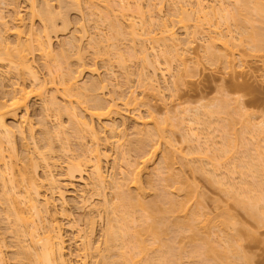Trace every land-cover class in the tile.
Masks as SVG:
<instances>
[{"label":"bare ground","instance_id":"obj_1","mask_svg":"<svg viewBox=\"0 0 264 264\" xmlns=\"http://www.w3.org/2000/svg\"><path fill=\"white\" fill-rule=\"evenodd\" d=\"M49 1L25 0L29 9L28 18H30L26 30L23 29L25 25L24 23H22L23 19L21 18L18 12L13 13L8 21L4 20V17L0 16V64L3 62L5 64L4 67H6V69L8 70V73H10L12 77H16L17 79V81L16 79L11 82L9 81L11 84L8 83L9 86L8 89L6 90L8 91V93L5 91L4 93L6 94L4 95L2 94L3 96H1L0 98V167H1L0 205L4 204L5 209H3L1 206L0 207L4 210L6 219L8 218L9 220L10 217L11 218L13 217L14 228L12 225L11 229L15 230L14 231L15 235L13 231H10V228L8 231L13 233L14 238L17 236V239L16 238L14 239V242H17V244L15 243L16 244L15 246L16 247L18 246V248H16L15 251L17 252V249L19 250L16 253V255L14 253V255L16 256L15 258L17 259V260L15 259L16 263L17 264H66L65 245L63 239L64 237L61 230L62 227L57 221V216H61L64 219L67 218V214L65 211V201H64L65 193L68 192L70 189H74V183L79 182L80 183L79 192L81 193L80 202L83 201L85 202V200H87L85 199L87 197H84L83 194H86L84 192H87L88 189H91V192L96 191V193L100 192L99 194H101V191H103V189H105L107 185H110L108 187L113 190L114 192L113 196L115 197V201H111L112 199L107 198L104 192H102L100 205L99 203L97 205V207L98 206L100 207V208L98 207L100 211H97L98 209H96L95 207L96 212L101 213L102 211L105 214V218L107 219V221H105L106 223L105 228L103 229V231L101 230L102 232L100 231L101 233L100 235H98L102 238V242L104 246L102 251H99L100 245L98 242L94 241L95 239H93L94 237L93 235L95 231L94 216L89 215V217L86 218L87 220L85 222L86 229L84 230L83 233L79 234L78 232H80V230L77 232V235L79 234L77 237L79 238V243H80L79 247L81 248L79 250H81V252L84 253L83 263H85V260L89 255L91 256L96 254V256L98 255L101 262L104 264H236L234 260L229 261L227 256V253L230 252V250L233 252L235 250V248H232L233 246H231L232 240L230 239H232V236L228 233L229 232L228 227H230V225L233 223L232 222L233 220L231 221L232 218L228 217L229 214H224L222 219H220L222 217L220 216L219 220L217 218L216 220L213 218L214 219L213 220L211 219L210 215L208 214L206 215V213L199 211L197 208L195 210L191 209L190 202H193L194 204V202L198 198V197L196 198L197 196V190L195 189L196 186L194 187L193 185H191V183L187 182L186 180L181 181L180 179L183 178H180L181 177L180 175H179L180 177L176 176V178L178 179L176 181L175 175H177V173L172 172V167H171L172 161L170 160L168 161V159L171 158L170 157L171 155L173 157L175 153H177L178 155L177 157H180L179 155H181L180 152L182 150L175 149V146H173L172 143L171 146L169 142L165 143V145L169 148L165 147L167 149H165L164 152H162L164 155L163 154H162L163 156L161 155L163 157L162 158L163 160L160 158L161 159L160 161L163 164L159 163V166L157 167L159 168L163 165L162 168L164 170L166 169L167 172H170V173H166V170L164 171L165 174H163V176L166 175L165 179L170 177L169 178L170 180L171 177L173 176L170 174L172 173L175 174L174 177H172L171 182L168 179L167 180L169 182L165 181V179H163V176H160L162 175L161 174L162 171L160 170V168L159 170L161 172L158 170L160 174L158 173V171L155 172L156 174L154 173L156 169L151 170V173H154L153 175L156 176V181L157 179L160 180L159 178L161 177L162 178L161 180H164L166 185L168 183L169 184L171 183V185L168 184L171 188L168 185L166 188V185H164L166 191L164 190L165 192L163 191L164 192L163 194L161 190H159L160 192L158 191L159 188L157 189L156 188L157 186L156 187L154 186L157 189L154 191L156 192L158 191L157 194L154 192L155 199H152V202L144 201L143 197L145 198L144 193L146 192H144L143 190L144 188L143 186H141L142 181L140 180V176L143 173H146L145 169L147 168V165L149 164V162H151V160H153L152 159L153 155H155V152L158 150L159 147L158 144H160L158 142H160L161 140L166 141L167 135L165 136V134L166 132H169V130L165 131L166 129H168L167 127L169 126L168 121L166 119H165L166 123L165 122L163 123V121L161 123L154 121L152 114H150L151 113L150 110H149L150 113H148V117H147L149 121H146L140 117V114L138 112L137 113L138 116L136 115L138 119L135 116V118L138 121L134 118L137 121V124L135 125L137 127L134 126L135 131L133 130L134 133L136 134L135 137L137 138L135 137L131 138L133 140L136 139L134 140L135 142L131 140L133 141V144L132 142H130L131 146H128L130 145V143H128L129 137L127 138L126 136L125 133L126 130L124 131V128L122 127L118 128L117 127L118 125L115 126V122L109 123L108 121L109 124L107 123L102 126L101 128L102 131L98 129L96 130L92 121L94 120V118H96V120L99 121L101 118H105V117L109 118L110 114L114 115L113 113L119 112V111L117 112L118 109L115 108L116 103H114V99L110 98L111 99L110 100L108 97L109 101H111L108 103L107 102L108 100L105 101L106 99L104 100L103 97L99 96L100 92L97 93L98 91H103V88L107 87L106 81L110 83L109 82L110 79H108V76H104V79L102 80L101 78L103 77L98 78L97 76L96 79L92 78L95 75L93 74L95 73L94 72L95 69L93 67V69L91 68V71L89 69L90 71L89 73L93 74V76L89 74L90 77L88 79L90 78L91 79L89 81L85 80L84 83L81 84L80 81L83 82V80L82 79L79 80V78H81L80 76H82L81 71H84L83 69L84 65L83 66L82 64H80L81 66L78 65L77 67H79V69L76 70L77 67L76 68L70 67V65L67 62H65L67 55L69 57L72 54L71 49L74 48V50H76L77 48L78 50L80 48L79 44L81 43L79 41L80 39H83V31H85L82 28L79 30L80 32L78 31L79 33H81V34L78 33L77 35L78 37H76L74 33H72L74 36L72 35L70 37L69 35L70 37L69 39L67 37L66 41L63 40L62 44L59 43L60 47L58 46V48H61L62 46L64 47L68 46V48L65 49L66 50L68 49L71 52L68 50L66 51L62 47L63 50L62 49L61 50L64 52H61L57 48V50L61 52L60 54H58L59 56L56 55L57 53H53L54 52L52 49L53 44L51 43L50 34L54 33V31L57 30V27L55 26L56 18L61 19L63 21V22L61 21L63 28H67V20L65 21L66 18L64 15L65 11L64 12L58 11V13L57 12L54 13V10L53 11L51 10L50 7L51 5L49 6L48 4ZM56 1L58 5L62 6V8H60L61 10H64L65 8L69 9L74 7V9L77 11H80V9H82L81 4L84 2L86 4L84 6L85 9H87L88 12L91 15L95 16L96 19H98L100 22L102 23L104 22L107 25L108 30H110L109 35L112 33V36L110 35L109 38L107 37L106 38L107 40L110 39L111 42L105 43V41L107 42V40L104 35V37L103 36L102 37L105 39L101 38V41L105 40L104 42L99 41L100 39L97 40L98 38L97 39L94 38V40L91 38V40L90 39L88 40V44L94 41L93 43L95 44L93 45L95 46V48L94 46H92L94 54L104 53L107 55V53L110 51L111 53L108 55L112 54L111 58L112 57L115 58V61L117 62L118 66H120L121 68L125 67L126 64L125 60L127 57H125L123 53L120 51V49L117 48L116 43L119 40L128 41L129 39V41L131 42L130 43L131 46L127 47L128 49L126 48L128 50V51L126 50L128 56L127 59L129 58L131 59L132 57L135 56L137 59V57L139 56L138 59L141 60L142 67L139 70V72H137L138 73L137 75L139 76V80L142 81L141 83H143L144 80V83L146 84L144 85L143 83V86L144 87L148 86L147 87L148 89L153 88L154 90V88L156 87V86L154 87L153 82L156 80L154 77H156L155 74L157 75L156 72L158 71L157 67H159V65L155 63V60L157 61L156 58L154 61H152L154 57L155 56L159 57L161 55L160 53L164 52L165 54L163 53V55H167V53L168 55L170 54L171 58H169L168 55L166 56L169 58L170 61L174 60V58H176L177 60H181L182 55H184V53L179 54L178 56L177 52L180 51V46H183L181 47V49H184V47L190 41L188 39L189 37L187 38L185 37L186 39L184 38L183 39L186 40V42L185 41L182 42L181 40L183 39H179L176 36L173 30L175 24L179 25L182 29L184 28V32L187 30L188 27L190 28L191 25L194 27V29H192L191 31L194 30V32H196L195 30L197 29L198 32L199 29L198 32L199 34L202 31H206V30L211 32L209 33L206 31L211 35L208 34L207 35L208 37L206 36L207 38L203 37L207 39V42L205 43L202 42L204 44L201 43L202 44L201 46L204 45L202 47L205 50L204 53H207L209 55L208 59L212 58L211 59L212 61L218 59V56L220 58V55H222L220 61L223 62L224 65L225 63L228 62L229 63L227 65L230 64V61L228 60L229 58L231 60V63L234 60L233 56L232 58L231 56L230 57L228 56L229 54H232L229 53L232 48L229 47L228 44L231 40L232 41L236 40L233 33H231L232 31H230L231 28L228 27L229 22L230 23L232 22L234 26H236L237 34L235 36L239 40L237 41V45L235 43H232L231 41V43L233 44L232 47L239 46L241 42L244 43L245 41L246 43L248 42L249 46L252 47L251 50L253 49L254 51L264 50V0H234L233 1L234 3L233 2L230 3L231 1L229 2L228 0H212V2H209L210 0L208 1L195 0V2L193 1L189 2L190 0H176V1L172 0L174 1L173 3L170 0L168 1L163 0L165 3L170 1L169 2L170 4L167 3L168 7H171L169 6L171 4L173 6L172 7L173 10L172 9L170 10L172 12H168V14L170 15L168 14L166 15L169 18L163 17L162 14L163 10L161 8H163L165 3L164 4L162 3L163 6L160 3L161 4L160 7L158 9H155L154 6L155 3L153 5V3L151 2L154 8H152L150 3L151 7L150 6L149 7L152 9L146 8L147 11L144 12V8L142 10L143 6L142 5H141L142 7L140 6L141 0H101V2H99L100 0L98 1L83 0L82 2L81 0H69V2L67 0H66L67 2L65 0H56ZM250 5L251 7H249ZM186 6L191 8H186ZM250 11L251 13L255 12V15L259 16L258 17L259 19L257 18L258 20L257 23L255 21L256 18L254 19L253 17H251ZM34 17L35 18L38 17V20L42 22V24L44 23L43 28L40 30L41 33L40 31H38L39 33L37 32L36 34L33 30L32 19ZM123 20H125V22ZM190 21L191 22L193 21L191 25H190L191 23ZM252 22L254 24H258L261 22L262 24L261 26H258L252 24ZM222 23L225 24L223 25L225 26V28L224 27L222 28L221 26ZM203 25L204 27H202ZM230 26H232L233 28V25L230 24ZM187 31L185 32V36H188L189 32ZM198 33H196V35L195 33L193 34L197 36ZM203 34L205 33L202 32L200 35L203 36ZM9 36L11 37V39L9 38L10 40L7 38ZM111 38H113L114 42ZM144 40L145 42L146 40L148 41L147 44H149V48H147L148 47L147 44H146L147 47H145V45L143 44ZM215 40H218V43L221 41L220 42L222 45L221 48L219 46L217 48V45H215L217 44V41ZM135 41H138L139 44L138 50H136L138 54H136V52L134 51L135 50L134 47L136 46V44H134ZM168 41L170 42L169 44ZM191 41H193V39H191ZM178 42L180 45L177 44ZM175 43L177 44V46ZM170 44H171V49L169 47ZM132 45L135 46L132 47ZM157 47L159 50L157 49ZM160 47L162 48L163 52L160 51L161 49ZM175 47H177L178 50L177 52L173 53V50L176 51ZM154 48L157 51H155ZM215 48L218 49V53L221 52V50L225 49V51L228 52V55L223 54V53L227 54V52L225 51L222 52L221 54L219 53L218 55L217 51H214ZM226 49H229L230 51ZM57 50L56 52H58ZM77 50L74 51L76 55H78ZM101 50L104 51L101 52ZM211 50L213 52H216L214 54L218 56L217 57L214 56ZM156 52H159V54L156 55ZM181 52H184V50L183 51L181 50L179 53ZM34 53L35 54L37 53V56L39 55L40 58L43 59L44 61L42 65H44V68L46 67L45 70H47L46 71L48 73L47 75L50 77L49 83L51 84L50 86L52 89L51 90L52 93L50 92V94H45L46 90L44 86L40 84L38 74L36 70H34V66H33ZM150 54L152 55V57L154 55L153 59L150 58L151 56ZM211 55L214 57H212ZM60 57H62V59H60ZM54 58L55 59L57 58L59 64L58 62H56L57 60H55ZM76 59L78 60L79 58L76 57ZM222 60H226V61L224 62ZM51 62H53L54 64L56 62L55 64L56 73L54 72V70L51 69V66H49ZM61 62L64 64L61 65ZM180 65H182V67L183 66L186 67V65L184 64V62H182V60L179 61V66ZM227 65L225 66L228 67ZM237 66H241V64ZM147 67L151 68V70L149 69L151 73H149L150 71L148 70L149 72L147 73L150 74L149 75L150 77L147 76L145 78L144 69H146ZM182 67L181 70L184 68ZM51 70L57 76H55ZM168 71L169 69L166 70V72L169 74L170 71L169 72ZM52 74L55 76V78L56 77L58 78L57 85H59V87L55 85L56 83L54 82L55 78L53 77ZM109 74L111 75V73ZM175 74L177 73H174V76ZM152 76L153 78H151ZM178 76H180L179 73L176 75L175 77L176 80L174 82L180 81L179 78L181 76L180 77ZM1 77L5 78V76H1ZM28 78L31 79L32 81L31 83H34L32 85L35 86L25 85V81ZM18 80H20V83L18 82ZM0 81L3 82L1 78ZM102 82H105V85ZM132 94L133 91L130 92V96ZM44 95L45 96L48 95V97H44ZM32 96L34 98L36 96L39 99L43 98L42 100H44V103L46 104L45 105L42 101V103L44 104L43 110L44 108L47 109L48 106L49 110L50 108L53 111L55 110L54 112L57 114L56 116L61 114H67L66 116L68 117L67 120H69L68 123L70 126L69 125L67 126L69 127L67 128L68 130L65 129L66 131H63L66 132V135L65 133H62V129L66 127H62L61 123L60 125H58L59 123L56 124L57 129L55 131L52 129L51 131L53 132L51 131L49 132L50 129L46 130L47 127H46V119H45L47 117L46 111L48 112L49 110L48 109L44 110L45 113L43 112L44 114L43 116H45V118L41 120L45 122L44 124L41 125L42 126L45 125V128L42 127L40 124L38 125L42 129L40 130V135L42 134L40 136L41 140L43 139V141L45 140L44 142H46L43 143L41 146V148L44 147L43 148L44 150L41 149L42 151L41 153L40 151L37 150L38 148L34 147V149L31 150L30 152V149L24 147L25 149L29 150L24 153L23 156L24 161L26 159L25 154L27 152H30L27 153L28 157L33 154L32 151L35 152L34 153L35 156L33 155V157L31 156L29 158L27 157L26 161L28 164H26V161L24 162L21 160V163H19L20 166L17 167L18 166L17 165L15 167L14 164H16L15 162H17L18 158H16L17 157L15 155L16 151L14 150L15 144L13 140L14 139L13 138L14 134L12 131L13 129L11 128L12 129L11 130L10 127L9 128L7 127V125L5 124V119L8 118L17 121L16 118L20 115L21 118L20 122L15 125L16 128L15 126L13 127L16 130L15 133L16 132L18 133L22 146H27V143L25 141L26 138L25 129L27 128L26 131L31 139H33V134H34L33 125L28 121V116H27L28 100H30L29 98H31ZM130 96H128V98L126 99L124 103L125 105L131 102L130 99L131 97L132 100H135V97L133 95L131 97ZM237 99L238 98H236L234 103H236L239 100ZM222 102L214 103L215 106H213V108L211 107L204 108V110L206 109L205 111L197 110L195 108L196 110H194V113H191L193 112L191 111L193 109H191L190 110L191 112H189L188 108H183L181 109L180 114L179 113L177 114V116L180 115L178 116L179 120L177 119L178 120L177 122H179L180 127L183 126L182 123L186 121L185 122L186 124L184 123L186 127H183L186 129L184 130V139H185L184 141L190 142L189 144L187 142L188 144L187 149L188 148L190 149H188L185 154L183 153L182 154L183 156L181 155V157L186 158L189 155H191L190 154L191 152H193V154L194 152L195 153L197 152V154H199L200 156L197 157L199 162L202 159L203 163L207 161V163L210 162L211 164H214L215 162L214 159L217 160V158L220 159L225 158V160L229 161L230 168L234 172H237L239 174L241 184L236 186L234 183L232 184L230 183L229 185H227L226 183H222L226 186L225 188V186L223 185L225 191H227L229 195L232 196L235 195L234 197L232 196L231 197L236 198L235 202H237V205L246 209L251 217L258 219L259 222L260 221L264 222V163H262L264 162V160H262L264 159V154H262L264 153V149L262 150L259 149L262 152L261 153L257 148L258 146L257 147L251 146V149L253 148L252 150L255 151L252 152V154L253 153L255 154V157L249 156L251 155V151H252V150L250 151V148L247 150L249 151V155L246 152L247 159L245 158L242 159V157L241 158L235 157L237 154L235 150L237 148L236 147L237 140L247 145L248 142L246 140L248 139L254 140V136L255 137L257 136L256 137L257 140L264 141V117L259 119V121L257 122V126H254L255 124L252 123L250 120L252 113L247 112L243 108V106H240L241 102L238 106L235 107V109L238 110L235 109L234 111L232 110L233 111L232 114H230L231 112L230 109L227 108L230 107L227 101L225 103ZM226 103L228 104V106ZM83 104H85L86 106H82ZM213 109L215 112L213 111ZM234 112L235 113L238 112V115L245 116V118H247L246 121L248 123L245 125L242 124V121L240 119L241 116H239L241 122L238 120V117L235 120L234 118H236L235 117L236 115L234 114ZM214 113H216L217 115H214ZM200 115L203 118H205V120L200 118L201 117ZM207 115L210 118L211 116L212 117L217 116V118L219 119L218 120L219 122L216 120L217 118L215 119L216 122H218L217 124L215 123L216 124L215 126L218 128V130L217 128L216 130L218 132H221L222 135L225 137V139L224 137L223 138L221 137L222 138L221 146H217L216 145L217 143H215L216 141L212 139L209 133H206L207 130L209 129L208 126L206 127V124L207 121L210 119L209 117H208L209 119H207ZM174 119L176 120V118ZM237 120L239 123H241V125L237 122ZM230 121H232L234 124L240 125L239 132L236 131L237 129H234L233 131V127H231L234 134L233 136H231L232 138H230L232 132H229V134L230 133L231 134L228 135V131L231 129L230 125L231 126L234 125ZM149 122H152V124L149 125ZM122 123L123 121L121 122V126L124 124ZM193 124H195L196 127H198L199 125H203L201 126L202 127L201 130L198 127L199 132L203 130L202 131L203 133L197 132V128H195ZM170 126L172 125L170 124ZM226 129H228V131ZM204 130H206L205 135H204ZM235 131L238 133H236ZM48 132L56 134V135L51 134V137L54 135L52 138L55 139L64 138L63 139L65 142L64 145H61L63 144L62 139L59 140V142L62 141L60 145L64 147V148L59 147V150L64 151L69 149L71 145L69 146L68 143L71 142V139L72 140L75 139L73 141L77 143L76 144L74 142V144L76 145V149L74 150L78 152L75 151L76 152L75 154V152L73 151V154L71 153L72 156L69 155L68 156L69 158H66L65 161L63 160L62 162L64 163L61 162L63 167L57 165L58 164L56 159L57 157H55V161H53L54 158L51 159L49 155L50 151L52 152V153L50 152L51 154L54 153L53 152L54 146L52 145L53 140L52 138L50 140V134ZM60 133L62 134V136ZM201 134L203 135V137H201L202 136ZM64 136H66V138ZM86 137H88L87 138L88 142H90L88 144L90 145V147L86 146L87 148L82 146L84 145L82 144L84 142L80 143ZM111 139H114V141L116 142L115 146L118 149L119 158L124 165L123 168L120 167V169H115L116 174H114L111 177V179L107 181L106 176L103 172L102 162L105 161V158L107 157L104 150V148H106L105 145H107L109 143V140ZM67 141L68 143H66ZM125 143H128L127 144L128 149L130 147V149L134 150L135 153L137 154V156L136 154L134 155V157L136 156V159L134 158L133 161H129L125 157L126 156L125 150H123ZM193 144L196 145L195 146L196 149L191 148L194 147ZM75 145L73 146L75 147ZM131 147H133V149ZM146 148H148V150ZM168 149L170 152L166 151ZM45 151L46 153H44ZM67 151L64 152L66 153ZM187 152L189 153L187 154ZM206 153L207 155L208 153H210L211 156L209 155L207 157H204L206 155L201 156V154H206ZM173 158H176L175 155ZM173 158H171V160H173ZM204 158L206 161H203ZM22 163L24 166L21 165ZM199 164H201V162ZM169 165L171 167L170 168L171 170H169ZM13 166L14 168H16L15 170H13ZM58 166L59 168H61L60 170ZM38 167L41 169L43 168L42 179L38 177L37 174ZM56 168H58L57 170L58 173L55 172L54 174L53 169L55 170ZM195 168L197 169L199 168V166ZM157 174L159 175L157 176ZM212 175H216V174L214 173ZM211 177L213 178V176ZM128 185L131 186L134 192L127 191L129 190ZM168 187L172 190L170 193H168L169 191L167 192V189H169ZM228 190H230V192H228ZM92 193L89 192L88 197L90 194L92 195ZM173 193L177 195V198L174 196ZM179 194H181L180 198L178 196ZM55 201H58L60 204L59 211L55 209ZM128 208L136 210L138 213L135 214L136 211H133L132 214H129ZM201 213H203V216L205 215L204 221L203 219L200 220L201 219L200 217L202 216ZM215 223L219 228L215 225ZM211 225L213 226L215 225L214 227L218 228L219 231L221 230L220 232L227 234L225 236L222 235L225 237V238L223 237L224 239H222L223 244L221 243V245H218L219 242H217L216 239H214L215 236H211L212 234L215 235V233L210 232L212 230H209V227ZM182 234L183 236H181ZM180 238L181 239L187 238L186 240L188 241L191 240V242L197 241L198 243L199 242L200 243L198 245L196 243H192L188 248H185L181 245L184 243V240H182L183 243L180 244L178 243V242H182L180 241L181 240ZM184 255L186 258H189V261L187 263L182 262V258H184ZM201 256H203L204 258L208 257L210 262L205 260L195 261V259H197L198 257L201 258ZM29 259L32 260L30 261ZM0 264H5L4 256L2 257L1 255V250H0Z\"/></svg>","mask_w":264,"mask_h":264},{"label":"rangeland","instance_id":"obj_2","mask_svg":"<svg viewBox=\"0 0 264 264\" xmlns=\"http://www.w3.org/2000/svg\"><path fill=\"white\" fill-rule=\"evenodd\" d=\"M67 1L69 2V0H67ZM82 1L83 0H81V2ZM160 1L161 0H141L140 6L142 5L143 6V7L141 6L142 10L144 8V12H146L148 8L149 9L154 8L153 7L154 3H155V5H154L155 9H158L162 3L163 4L165 3L163 0L161 2ZM165 1H168V0H165ZM170 1H172V0H170ZM191 1L195 2V0H190L189 2H191ZM206 1H208V0H206ZM228 1L229 2L231 1L230 3H232L234 0H228ZM99 2H101V0ZM151 2L153 3V5ZM169 2H166L164 4V6L162 4L163 8H161V9L163 10L162 11L163 17H168V16H166L168 14V12H172L170 10L172 9L173 6L171 4V5H169L171 7H168V4H170ZM173 2L174 1H172V3ZM209 2H212V0H210ZM83 3L82 4L80 3L82 5V7H81L82 9H80V11H77L74 9V7L69 8V9L65 8L67 10H65L63 8L64 10H61L60 8H62V6L58 5L56 0H50L49 1L48 4H49V6L51 5L50 6L51 10L52 11L54 10V13H56V12L58 13V11H60V12L65 11V14H64L66 17L65 21L67 20V28H63V26H62L63 21L61 19L56 18L55 26L57 27V30H56L57 32L54 31V33L50 34V37H51V43L53 44L52 45L53 46L52 49L54 51L53 53H57L56 55H58L61 52H64V51H62L63 49L68 48V46L64 47L62 45L61 46L63 47V49H62V47L58 48V46L60 47L59 43L62 44L63 40L66 41L67 37L69 39L73 35L72 33H74V35L76 37H78L77 35L80 32L79 30L81 28L83 30H85V31H83V39H80V41H79L81 43V44H79L80 48L78 47L80 50L79 49L77 50V48H76L77 54L79 56L76 55V53L74 52L76 50H74V48H73V49H71L72 54L70 55L68 53L70 56L68 57V55H67L65 62H67L70 65V67H73V68H76L80 64H82V66L84 65V68H83L84 71H81L82 76H80L81 78H79V80L80 79L83 80V82L80 81L81 84L84 83L85 80L89 81L91 79V78L90 79H88V78L90 77L89 72L91 71V68L93 69V67L95 69V71H94L95 73H93V74H95V75L98 74V75H96V76L94 75V77H92V78L96 79L97 76H98V78L103 77V78H101V80H102V79H104V76H108V79H110L109 80L110 83H108V81H106L107 87L103 88V91L97 90L98 91L97 93L100 92L99 96L103 97L104 100L106 99L105 101L108 100L107 101L108 103L111 102V101H109L110 98L114 99V103H116L115 108L118 109L117 112L118 111L119 112L113 113L114 115L110 114L109 118H106V117H105L106 119L101 118L99 120L100 122L97 121L96 118H94V120H92V121H93V124H94V127L96 128V130L97 129L101 130L102 126L107 124L108 121H109V123L115 122V126L118 125L117 126L118 128L122 127V128H124V131L126 130V132H125L126 136H127V138L129 137V139H130V140L128 139V141H129L128 143L132 142V144H133V141L136 139L133 140L131 138H134L136 135L134 133V131H135L134 126L137 124V121H138L137 120L138 119L137 118L138 112L140 114V117L143 118V120L149 121L147 117H148V113H150V111H151L150 114H152L154 121H157L160 123L163 121V123L164 122L166 123V120H167L168 124H169V126L167 125L168 129L165 130V131L169 130V132H166V134H165V136L167 135L166 141L161 140V139H160L161 141L159 140L160 142H158V143H160V144H158V146H159L158 150H157L158 152L157 151L155 152V155H153V158H152L153 160H151V162H149V164L147 165V168H146L147 170L145 169L146 173H143L144 172L143 171L142 172L143 174L140 176V180L142 181L141 186H143V188H144L143 190H144V192H146V193H144L145 198L143 197L145 202H149V201L152 202V199H155L154 198V192L156 194L158 193L159 190H161V192H163L165 190L164 185H166L165 181H168L170 178L169 177V178L165 179L166 175L163 176V174H165L164 171L166 170V169L164 170L162 168L163 165L161 167H159L162 172L159 170V168H157L159 166V163L163 164L160 161L163 158L162 156L164 155L162 152H164L165 149L169 148L165 145V143L169 142L170 146L172 143L173 146H175V149H181L182 150L181 151L182 153L180 152L181 155L183 153L185 154L186 151L188 149H190V148L187 149V146L190 142L187 141L188 142V144H187V142L184 141L185 140L184 139V130H186V129L183 127H186L184 125V123L186 121L184 123H182L183 126H181V127L179 126V122H177L179 120L178 116H180V115L177 116V114L178 113L180 114L181 109L188 108L189 112L193 111L191 113H194V110H196V109L203 111L204 108H209V107L213 108V106H215L214 103H216V102L219 103V102L223 101L225 103L227 101V103L230 106L227 108H229L231 112L229 110L228 111L230 112V114H232L235 107L238 106L241 102L240 106H243V108L247 112L252 113L250 120L252 123L255 124L254 126H257V122L259 121V119L264 117V50H262V51H257V50L254 51V49L251 50L252 47L249 46L248 42L246 43L245 41H244V43L243 42H241V44L239 43L240 44V45L238 44L239 46H236L237 41H239V40L235 36L237 34L236 33L237 29H236V26H234V24L232 22L231 23L229 22L228 27L231 28L230 31H232L231 33H233L234 37L236 38V40L234 39L235 41L231 40L232 43L236 44V45L234 44L236 47L233 46L234 47L233 48L232 47L233 44L231 43V41L229 42L228 46L232 48L231 51L229 49H226V50L230 51L229 53H232L229 55H228V52L225 51V49L224 50L219 49V50H221V52H219L220 54L225 51V52H227V54L223 53L224 55H228L229 57L231 56V58L233 56V59H234L232 62L233 65L231 63L230 58L229 57H228L229 59L227 58L230 61L229 65L232 67L227 65L229 62L225 63V65L228 66V67H226L223 64V62L220 61V58L222 57V55H220V58H219V56H218L219 53H218L217 48H218V46L221 48V46H222L220 43L221 41L218 43V40H215V41H217V44H215V45H217V48H215L216 50L214 49V51H217L218 59L212 61L211 60L212 58L208 59L209 55L207 53H204L205 50L202 48L204 45L203 46H201V45L204 44L205 42H207V39H205V38H207L208 37L207 35L211 32L206 30L207 32H209V33H207L206 31H202L200 29L202 32L205 33L202 36V35H200L202 32L200 34L198 33L199 29H198V32H197V29L195 30L196 32H194V30L191 31L192 29H194V27L191 25L193 21L192 22L190 21L191 23L190 22L189 23L191 26H190V28L189 27L187 28L188 31L186 30L189 33H188V36H185L186 31L184 32V28L182 29L179 25L175 24L173 27V30H174V33L176 34V36L179 39H183V38L186 39L187 37H189L188 39L190 40L189 41L190 44L188 43L190 45V47L187 44L185 46L186 48L184 47V49H181V47H183V46H180V51L184 50V52H181V53H179L180 51L177 52V50H178L177 47H175L176 51L173 50V53L177 52L178 56H179V54L184 53V55H182L181 60H182V62H184L186 67L183 66L184 67L183 68L182 65H180L183 68L181 70V67L179 66V61H181V60H177L176 58H174V60L170 61L169 60V58H171L170 54L168 55V53H167L169 58L166 57L167 55H163L164 52H163L161 47H160L161 48L160 51H162L163 53H160L161 55L159 57H157V56L154 57V55H153V57H154V59H153V57L151 55L152 53L150 52L151 53L150 58L153 59L152 61H154L156 58L157 61L155 60V63H157L159 65V67H157L158 68L157 69L158 71L156 72L157 75L155 74L156 77H154L156 80L153 82L154 87L155 86L156 87L153 90V88L151 86L150 87L152 89H148L147 88L148 86L147 87L143 86L144 80H143V83H141L142 81L139 80V76L137 75L138 74L137 72H139V70L142 67V65H141L142 62L140 59H138L139 56L137 57V59H136V56L132 57L133 59L132 58L127 59L128 56H127L126 50L128 49L127 47L131 46L130 45L131 42L129 41V39H128V41L119 40L118 41L119 43L118 42L116 43L117 48L120 49V51L123 53V55L125 57H127L125 60V62H126L125 67H123L124 69L121 68L120 66H118L117 62L115 61V58H113V57L111 58L112 54L108 55L111 53L110 51L109 52L107 51L108 56L104 53L94 54V51L92 49L93 48L92 46H94L93 44H95V43H93L94 38H96V39L98 38L97 40L100 39L99 41H101V38H103L104 35H105V38L106 37L109 38L110 35L112 36V33L109 35L110 30H108L107 25L104 22L103 23L100 22L98 19H96L95 16L91 15L88 12V10L85 9V7H84L86 4L85 3L83 4ZM150 3H151L152 8H150L151 7ZM187 6H189V5H187ZM187 6H186V8H191V7H187ZM190 6H193V5H190ZM249 7H251V5ZM154 11H157V10H154ZM15 12H18L19 15L21 16V18L23 19L22 23H24V25H25L24 26L25 28L23 27V29L26 30V28L29 24L28 21H30L29 20L30 18H28L29 17V14H28L29 9H28V5L25 2V0H0V16L4 17V20L8 21L10 16ZM253 13H251V11H250L251 17H253L254 19L256 18L255 21L257 23L258 22L257 18L259 16L255 15V12H253ZM252 14H253V16H252ZM168 15H170V14H168ZM125 18H123V19H125ZM123 21L125 22V20H123ZM32 23H33V30L36 34L44 26L43 25L44 23L42 24V22H40L38 20V17H36V18L34 17L32 19ZM230 24L233 25V28H232V26H230ZM252 24H254V23L252 22ZM261 24L262 23L260 22L258 24H254V25L261 26ZM223 25H225V24L222 23V25H221L222 28L223 27L225 28V26H223ZM191 27H193V28H191ZM202 27H204V25ZM203 30H205V29H203ZM233 31H235V32H233ZM96 32H98V33H96ZM190 32L195 33V35H196V33H198V34H197V36H195L193 33H190ZM40 33H41V31H40ZM95 33L98 34L99 36L96 35ZM79 34H81V33H79ZM69 35H70V37H69ZM190 35H193V36H190ZM209 35H211V34H209ZM203 37H205V38H203ZM7 38L11 39L10 36ZM91 38L93 39L92 40L93 42L91 43L89 41L90 43L88 44V40L89 39L91 40ZM105 38H103V39H105ZM107 38H106V40H107ZM202 38H203V40H202ZM111 39L113 40V38H111ZM184 39L181 41L186 42V40H184ZM191 39H193V41H191ZM109 40H107V42L105 40L104 41H105V43H109V42H111V40L110 41ZM113 42H114V40H113ZM147 42H148L147 40H146V42L144 40L143 44L145 45V47L148 46L147 48H149V44H147ZM174 42H176V41H174ZM202 42H204V43H202ZM169 43L170 42L168 41V44ZM134 44H136V46L134 45L135 46L134 47L132 45V47L135 48L134 51L136 52V50H138V47H139L138 41H135ZM146 44H147V46H146ZM177 44L180 45L179 42ZM177 44H176V46H177ZM158 47H157V49H158ZM169 47L171 49V44L169 45ZM213 47H214V45H213ZM213 47H212V50H213ZM57 48L61 52H59L57 50ZM94 48H95V46H94ZM222 48H224V47H222ZM185 49H186V51H185ZM56 50L59 53L56 52ZM107 50H109V49H107ZM154 50L157 51L155 48H154ZM68 51H70V50H68ZM103 51L104 50H101V52H103ZM214 53H216V52H213V54ZM63 54H65V53H63ZM136 54H138V53L136 52ZM157 54H159V52H156V55ZM38 56H37V53L36 54L34 53V55H33L34 70H36V72L38 74L40 84H42L46 90L45 94H50V92L52 90L51 86H50L51 84L49 83L50 77L47 75L48 74L46 72L47 70H45L46 67L44 68V65H42V63L44 62L43 59H41L40 56L39 57ZM214 56H216V54H214ZM214 56H212V57H214ZM76 57H78L79 59L77 60ZM225 57H227V56H225ZM60 59H62V57H60ZM222 59H224V58H222ZM55 60H57V58ZM59 61H62V60H59ZM222 61L225 62L226 60H222ZM53 62H51L49 66H51V69L54 70V72H55L56 71L55 70V68H56L55 64H56V62H58V60L55 62V64ZM58 64H59V62H58ZM63 64L64 63L61 62V65H63ZM239 64H241V66H237ZM4 65L5 64L3 62L0 64V78H1V80H3V82L0 81V98L4 94H6L4 92L8 89L9 84H11L10 82L16 79V77H12L11 74L8 73V70L6 69V67H4ZM179 67H180V69H179ZM147 68L144 69L145 71L147 70L146 72L144 71V77L145 78L147 76L150 77L149 73H151V71H150L151 68H148V69ZM78 69H79V67L76 68V70H78ZM89 69H90V71H89ZM167 69H169V71H170L169 74L166 72ZM81 70H82V68H81ZM54 72L52 71V73L55 75L56 72L55 73ZM147 72H149V73H147ZM109 73H111L112 76ZM162 73H163V76H162ZM174 73L180 74L181 77L178 76V77H180L179 78L180 81L177 80L178 82H174L176 80L175 77L177 75V74H175V76H174ZM7 74H10V75H7ZM93 74H90V75L93 76ZM54 75H53V77L55 78V76H57V75H55V76ZM172 75L174 77V80H173ZM1 76H5V78L1 77ZM170 77L172 78L173 81L171 80ZM151 78H153V76ZM162 78L164 79V81ZM28 79L25 81V85L26 86H35V85H32L34 83H31L32 82L31 79L30 78H28ZM57 79L58 78L56 77L55 80L54 79L53 80H54V82H56L55 85L59 87V85H57L58 84ZM16 81H17V79H16ZM145 81H146V79H145ZM18 82L20 83V80H18ZM102 83H104V85H105V82H102ZM145 84L146 83H144V85ZM132 91H133L132 95L135 97V100H132V97H131L132 95L130 96V92H132ZM6 92L8 93V91H6ZM101 92H102V94H101ZM128 96L131 97L130 98L131 102L129 104L125 105L124 103H125L126 99L128 98ZM44 97H48V95L47 96L44 95ZM108 97H109V99H108ZM236 98L239 99V100L237 99L239 101V103H238V101L236 102L237 105H236V103H234ZM29 99L30 100H28V114H27V116H28V121L30 123H32V125H33L34 134H33V139H31L29 134L26 131L27 128L26 129L24 128L25 129V136H26L25 141L27 143V146H22V143H21V140L19 139L18 133L17 132L15 133L16 130L13 127L17 123L20 122V120H21L20 115L16 118L17 121H14V120L8 119V118L5 119V124L7 125V127L8 128L10 127V129L11 128L13 129V130L12 129L11 130L13 131V134H14L13 135V138H14L13 140H14V144H15L14 150L16 151L15 152V155L17 156L16 158H18V160L16 159L17 160V162H15L16 164H14L15 167L17 165H18L17 167L20 166L19 163H21V160L24 161V159H23L24 153L26 151H29V150L25 149L26 147L28 149H30V152L35 147V148H38L37 150L42 153L41 149H43L44 147L41 148V146L43 143H46V142H44L45 140L44 141H43V139L41 140L40 136L42 134L40 135V130H42V129L38 125L44 124L45 121H42L43 118H45V116H43L44 115L43 112L45 113L44 110H47L48 106H47V109L44 108V110H43V106L45 104L44 100H42L43 98L39 99L36 96H35V98L32 96ZM42 101L44 104L42 103ZM252 101H254V102H252ZM228 104H227V106H228ZM82 106H86V105L83 104ZM191 109H193V110H191ZM214 109H215V107H214ZM214 109H213V111H214ZM235 110H238V109H235ZM54 111L51 108L48 112L46 111V116H47L45 118L46 119V127H47L46 130L50 129L49 130V132H50L53 129L55 131L57 129L56 124L59 123L58 125H60V123H61L62 127H66V128H63L64 130L62 129V133H65V135H66V132H63V131H66V130H68L67 128H69V127H67L69 125V123H68L69 120H67L68 117L66 116L67 114H61V115L56 116L57 114ZM146 114H147V116H146ZM234 114L236 115L235 116L236 118H234L235 120L238 117L239 121L241 119L242 124L245 125L248 123L246 121L247 118H245V116L238 115V112H236V113L234 112ZM214 115H217V114L214 113ZM132 116H134V117H132ZM135 116L137 119L135 118ZM239 116H241L240 119H239ZM208 117L209 116L207 115V119L210 118V117L209 118ZM174 118H176V120ZM200 118L205 120V118H203L202 116ZM216 118H217V116H213V117L211 116V118L207 121L206 127L208 126L209 129L207 130L206 133H209V135L212 137V139L216 141V142L215 141L214 142L217 143L216 144L217 146H221L222 145L221 140L224 136L222 135L221 132L217 131L218 128L215 125L219 122L218 121L219 119L218 118L216 119ZM215 119L218 122H216ZM184 120H185V117H184ZM238 120H237V122H238ZM122 121L124 124L122 123L123 125L121 126ZM230 122H232V121H230ZM151 124H152V122H149V125H151ZM170 124L172 126H170ZM239 124L241 125V123H239ZM239 124H234L233 126L230 125V128L233 127V131H234V129H237L236 131L239 132V126H240ZM188 125H189V123H188ZM164 126H166V125H164ZM193 126H195V128H197V132H199L198 127L201 130V128H202L201 126H203V125H199V126L197 125L198 127H196V125L193 124ZM42 127L45 128V125H43ZM58 127H60V126H58ZM135 127H137V126H135ZM15 128H16V126H15ZM216 128H217V130H216ZM228 128H229V126H228ZM226 130L228 131V129H226ZM240 130H241V128H240ZM165 131H164V133H165ZM202 131H200V132H202ZM205 131L206 130H204V135L206 134ZM233 131H232V128L228 131V135L231 134V133L229 134V132H232V134L230 135V138H232L231 136L234 135ZM51 132H53V131H51ZM67 132H69V131H67ZM238 132H236V133H238ZM49 134H50V140H51V138L54 136L53 135L51 137V134H55V133H49ZM61 136H62V134H61ZM55 137H57V136H55ZM64 137L66 138V136H64ZM201 137H203V135ZM256 137L254 136V140H249V139L246 140L248 142L247 145L243 144V143H241V141L237 140V142H236L237 148L235 149L237 154L235 157H237V158L242 157V159L243 158L247 159L246 154L248 153V155H249V151H247V150L249 148H250V151L253 149V148L251 149V146H253V147L258 146L257 147L258 150L264 149V141L257 140ZM87 138L88 137H86L84 139L82 138L84 141L80 140L81 141L80 143L84 142V143H82L84 145H82V144L81 145L84 146L85 148L90 147V145H88L90 142H88ZM135 138H137V137H135ZM61 139L62 138H60V139L52 138V140H53L52 145L55 147V149L53 147L54 151L53 150L52 151L54 153L51 154L52 152L50 151L51 153L49 152V155H50L51 159L54 158L53 161H55V157H57L56 158L57 162H58L57 165H59L60 167H63L61 162L63 160L65 161L66 158H69L68 157L69 155L72 156L73 151L74 152L76 151V150H74V149H76V145L74 144L75 141H73L75 139H73V140L71 139V142L69 141L70 143H68V141H67L66 143H68L69 146L71 145L70 147L68 146L69 149H67L70 153L67 150H64V151H67L65 153L63 150H59V147L61 148V147H63L61 145L65 144V142L63 140L64 138L62 139L63 144H61L62 141L59 142V140H61ZM224 139H225V137H224ZM131 140H133V141H131ZM115 143L116 142L114 141V139H111V140H109V143L107 145H105L106 148H104L105 154L107 157L105 158V161L102 162V166H103V172L106 176L107 181L110 180L114 174H116L115 169H120V167L123 168V165H124L123 162L119 158L118 149L116 148ZM128 143L124 144L123 150H125V154H126L125 157L127 158V160L133 161L134 158L136 159L137 154L135 153L134 150H131L130 147L128 149V146H131V143H130V145L127 146ZM194 144H196V143H194ZM73 145H75V147ZM193 145H191V146H193ZM254 145H256V146H254ZM44 146H45V144H44ZM66 146H67V144H66ZM191 146H189V147H191ZM195 146L196 145H194V147H191V148L194 149ZM165 147H167V148H165ZM131 148L133 149V147H131ZM78 149H79V147H78ZM121 149H122V147H121ZM146 149L148 150V148H146ZM70 150H72V151H70ZM260 150H259V152H261ZM166 151H169V149ZM30 152H27V153H30ZM76 152H78V151H76ZM76 152H75V154H76ZM252 152H255V151L252 150L251 155H249V156L255 157V154L253 153L254 154L253 155ZM27 153L25 154L26 155L25 161L27 160V157H28ZM32 153H31L32 155H30L31 157H33L35 152L32 151ZM44 153H46V151ZM137 153H139V152H137ZM188 153L189 152H187V154ZM135 154H136V156L134 157ZM190 154L192 156L189 155L186 158H184V157L182 158L181 155H179L181 157L180 158V157H177L178 155H177V153H175L174 155L176 158H173L174 155H173V157L171 155L170 157L173 158V160H171V158H170V159H168V161L169 160L172 161V166H171L172 172L177 173V175L173 174L172 172H171L172 174H170V175H173L172 177H174V175H175L176 181L178 180L176 178V176L178 177L180 175L181 177L180 176L179 177L183 178V179L179 178L181 181L186 180L187 182L191 183V185H193L194 187L196 186V188H195L197 190L196 198L197 197L198 198L194 202V204H193V202H190L191 209L195 210L197 208L199 211L206 213V215L207 214L210 215L211 219L214 218L215 220H216V218L219 220L220 216H222L220 218V219H222L224 214H229V216L228 215L227 216L229 218L230 217L232 218L231 221L233 220L232 221L233 223L230 225V227H228L229 228L228 233L232 236V239H230V240H232L231 246H233L232 248H235L236 252H235V250H234L235 253L230 250V252L227 253L228 260L229 261L234 260L236 262V264H264V224H262L264 222L260 221L261 222L260 223L258 221V219L251 217L246 209L237 205V202H235L236 198H232L235 195L234 194H233L234 196L229 195L227 193V191H225L226 186L224 184H222V183H226L227 185H229L230 183L231 184L234 183L236 186H238L239 184H241L239 174L237 172H234L230 168L229 161L225 160V158L224 159L217 158V160L214 159V161H215L214 164H211L210 162L207 163V161L204 158L203 161H206V162L203 163L202 159H201V161H200L202 164L201 165V164H199L200 162L197 159V157H200L199 154H197V152L196 153L194 152V154H193V152H191ZM262 154H264V153H262ZM55 155H58V156H55ZM204 155H206V156H204ZM208 155L211 156L210 153H208ZM208 155H207V153L201 154V156H204V157H207ZM262 160H264V159H262ZM62 163H64V162H62ZM262 163H264V162H262ZM26 164H28L27 161H26ZM21 165H23V163ZM200 165H201V167H200ZM59 166H58V168H59ZM197 166H199V168L196 169L195 167H197ZM39 167H42V166H39ZM39 167L37 169L38 170L37 174H38V177H40V179H42L43 178V170H42L43 168L41 169ZM171 167L169 165V170H171L170 169ZM58 168H56L55 170L53 169L54 174H55V172L58 173L57 172ZM0 169H1V167H0ZM15 169L16 168H14V166H13V170H15ZM60 169L61 168H59V170ZM152 169L153 170L156 169L154 171V173L159 170L162 174L160 176H163V179H165V181L161 180L162 179L161 177L159 178L161 181L158 179L156 181V176L153 175L154 173H151ZM213 169H214V171H213ZM159 171H158V173H159ZM166 173H170V172H167V170H166ZM214 173L216 175H212ZM159 174H157V176ZM211 176H213V178ZM172 177H171V179H172ZM184 177H185V179H184ZM171 179L169 180L170 182H171ZM175 179H173V180H175ZM167 185H166V188H167ZM169 185H171V183ZM223 185L225 186V188ZM108 186H110V185H107V187L105 189H103V191H101V194H102V192H104V194L107 196V198L112 199L111 201H115V197L113 196L114 192ZM128 186H129L128 187L129 190H127V191L128 192H130V191L134 192V190L131 188V186L130 185H128ZM154 186L155 187L157 186L156 187L157 189L159 188L157 192L154 191V190H157ZM79 188H80V183L76 182V183H74V189L75 190L70 189L68 192L65 193V200L64 201H65V211L67 214V218L64 219L61 216H57V221L60 224V226L62 227L61 230H62V234L64 237L63 239H64V245H65L66 264H104L101 262L98 255L96 256V254L91 255V256L89 255L86 258L85 263H83L84 253L81 252V250H79L81 248L79 247L80 243H79V238H77V237L79 234L83 233L84 230L86 229L85 228V226H86L85 222L87 221L86 218H88L89 215L94 216V220H95L94 230L95 231H94L93 239H95L94 241L99 243V245H100L99 251H102L104 246H103L102 238L98 235H100V233L105 228V224H106L105 221H107V219L105 218V214L102 211H101V213L96 212V209H98V207H99V206L97 207V205H98V203L100 205V202H101L100 201L101 200V194H99L100 192L96 193V191H92L93 192L92 193L91 189H88L87 192H84L86 194H83L84 197H87V198H85L87 200H85V202L83 201L84 202L83 203V202H80L81 201V198H80L81 193L79 192ZM170 188L167 189V192L169 191L168 193H170L172 191ZM72 190L75 192H73ZM89 192L92 193V195L90 194L88 197ZM164 192H163V194H164ZM228 192H230V190H228ZM97 194H99V195H97ZM173 194L177 198V195H175V193H173ZM173 194H172V196H173ZM103 195H102V197H103ZM180 195L181 194L178 195L179 198L181 197ZM0 206L3 209H5L4 204H1ZM1 207H0V250H1V255H2V257L4 256L5 264H17L16 263L17 259L15 258L16 257L15 255L19 250L17 249V252L15 251L16 248H18V246L16 247L15 245L17 244V242H14V239L15 238L17 239V236L15 238L13 237V233L15 235V232H14L15 230L11 229L12 225L14 224L13 217L12 218L10 217L9 220H8V218L6 219V215L4 214L5 212ZM95 207H96V209H95ZM55 209L57 211L60 210V204L58 201H55ZM97 211H100V209H98ZM133 211H136V210L128 208L129 214H132ZM137 213L138 212L136 211L135 214H137ZM203 213H201L202 216L200 217L201 219L200 218L199 219L200 220L203 219V221H204L205 215L203 216ZM215 225H216V223H215ZM214 226L211 225L210 226L211 228L209 227V230H212L210 232L215 233V235L214 234H212V235L210 234V235L215 236L214 239H216V241L220 243V244L218 243V245H221L222 239H224L225 238L224 236L227 234L220 232L221 230L220 231L218 230L219 227L217 225L216 226L218 228H216ZM9 228H10V231H13V233L8 231ZM13 228H14V225H13ZM79 230H80V232H78ZM77 232L79 233L78 235H77ZM222 235H224V236H222ZM181 236H183V234ZM18 239H19V237H18ZM186 239L182 238L180 241L184 240V243H183V241L178 242V243L179 244L183 243L181 245L185 248H188L192 243H196L197 245L200 243V242L198 243L197 241L191 242V240L188 241ZM22 244H24V243H22ZM14 253H15V255H14ZM198 258L195 259V261L196 260L197 261L205 260V261L210 262L208 257L204 258L203 256H201V258L200 257H198ZM191 259H193V258H191ZM29 260L31 261L32 259H29ZM188 261H189V258H186L184 255V258H182V262L187 263Z\"/></svg>","mask_w":264,"mask_h":264}]
</instances>
